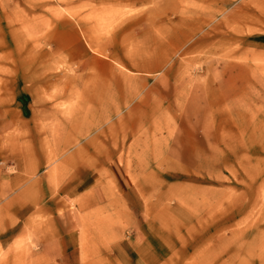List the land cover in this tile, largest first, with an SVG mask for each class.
I'll return each mask as SVG.
<instances>
[{
    "label": "rangeland",
    "instance_id": "1",
    "mask_svg": "<svg viewBox=\"0 0 264 264\" xmlns=\"http://www.w3.org/2000/svg\"><path fill=\"white\" fill-rule=\"evenodd\" d=\"M0 208V264L60 229L80 264H264V0H0Z\"/></svg>",
    "mask_w": 264,
    "mask_h": 264
},
{
    "label": "crops",
    "instance_id": "2",
    "mask_svg": "<svg viewBox=\"0 0 264 264\" xmlns=\"http://www.w3.org/2000/svg\"><path fill=\"white\" fill-rule=\"evenodd\" d=\"M129 158H127V161L130 160ZM130 161L133 164V160ZM103 174L106 176L109 187H111L117 196H128L134 190V178L120 157H112L107 162ZM28 189L13 198L10 202V206L15 202L22 203L27 201L20 197L24 192H27ZM28 195L30 199V194L28 193ZM52 221L54 227L63 228L62 225H57L60 221ZM10 223V231L6 235L1 236L5 229L0 222V239L1 237L8 236L9 238H14V241H16L22 233V227L16 223L13 224L11 221ZM42 233L44 234L45 239L42 238V240L38 242L37 249L35 250V260L37 264H80L82 251L79 246V240L75 238L72 233H65L63 229L57 230L56 232H53V234H48L47 231H42Z\"/></svg>",
    "mask_w": 264,
    "mask_h": 264
}]
</instances>
